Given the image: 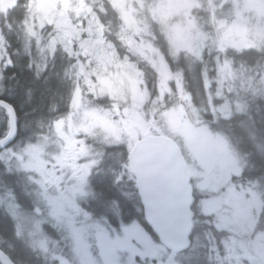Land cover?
I'll use <instances>...</instances> for the list:
<instances>
[{
    "label": "clouds",
    "instance_id": "9594fccd",
    "mask_svg": "<svg viewBox=\"0 0 264 264\" xmlns=\"http://www.w3.org/2000/svg\"><path fill=\"white\" fill-rule=\"evenodd\" d=\"M15 8L0 16V54L25 73L21 93L0 83V264H108L101 238L148 222L147 177L175 192L189 157L168 212L184 244L161 237L139 264H264V0Z\"/></svg>",
    "mask_w": 264,
    "mask_h": 264
},
{
    "label": "flooded vegetation",
    "instance_id": "af4514ba",
    "mask_svg": "<svg viewBox=\"0 0 264 264\" xmlns=\"http://www.w3.org/2000/svg\"><path fill=\"white\" fill-rule=\"evenodd\" d=\"M10 14L18 15L15 7L7 13H3L0 9V16L9 19V22H11ZM3 76L4 78L2 81H0V83H3L6 87L14 86L17 90L24 81L25 73H23L16 66L11 65L8 68L4 69ZM17 81H19L20 83L18 84ZM17 97V95H14L12 97V100L17 99ZM7 98L8 97H0V99ZM147 227H149V225L146 224L145 218L143 216L139 217L137 220L126 217L124 222L119 226V240L121 241L120 243L113 244L110 249L108 236L102 237L100 250L105 256L108 264H120V258L122 254L123 256L127 257L128 264H130V256L132 250L138 247H145V242L148 239L145 235ZM115 237L116 236H114V238ZM85 255L87 256V249L85 251ZM140 261V256H136L137 264H139Z\"/></svg>",
    "mask_w": 264,
    "mask_h": 264
},
{
    "label": "water",
    "instance_id": "95a60500",
    "mask_svg": "<svg viewBox=\"0 0 264 264\" xmlns=\"http://www.w3.org/2000/svg\"><path fill=\"white\" fill-rule=\"evenodd\" d=\"M15 5V0H12V2L9 3L8 8H4V11H8ZM184 186L176 190L175 192L170 191L167 187L164 185L155 186L154 180L151 176L147 177V188H148V200L147 203L145 201V215L148 220L152 219V212H154L157 209H160L165 217L166 222L165 226L161 228L159 225H152L151 227H154L155 234L161 239V237H164L166 239H169L173 245V248H180L183 246L184 241L182 238V235L179 230L176 231H169L168 229V212L169 208L172 203H175L177 206H182L186 204V194H187V185L189 183V178L191 177V174L188 170L184 172Z\"/></svg>",
    "mask_w": 264,
    "mask_h": 264
},
{
    "label": "snow or ice",
    "instance_id": "6c2138e0",
    "mask_svg": "<svg viewBox=\"0 0 264 264\" xmlns=\"http://www.w3.org/2000/svg\"><path fill=\"white\" fill-rule=\"evenodd\" d=\"M36 10L44 11L42 7H38ZM12 64L13 62L10 57H7L5 59L4 55L0 54V81H2L4 78L3 76L4 69L8 68ZM147 200L148 198L146 197V203H147ZM10 207L12 206L10 205ZM165 222H166V217L164 213L160 209H157L154 212H152V219L148 220L146 224L147 225H149V223L151 225L155 224L163 228L165 226ZM145 235L148 238L147 241L145 242V247L144 248L138 247L132 250V253L130 256V264H137L136 256H140V258H147L149 256L158 257L160 255L161 248H160V245H156V234H155L154 227H151V226L147 227V231ZM108 242H109L110 249L113 244L120 243L121 241L119 240V233L116 235L115 238L109 235Z\"/></svg>",
    "mask_w": 264,
    "mask_h": 264
},
{
    "label": "rangeland",
    "instance_id": "374dc122",
    "mask_svg": "<svg viewBox=\"0 0 264 264\" xmlns=\"http://www.w3.org/2000/svg\"><path fill=\"white\" fill-rule=\"evenodd\" d=\"M188 170L191 173L192 177L196 178V170H195V158L189 157L187 160ZM211 184H215L216 181L214 178H210L209 181ZM210 210L219 213L224 218H227L228 214L231 212L232 208L230 204L224 199L221 198L220 200H211L209 201ZM156 245H159L156 243Z\"/></svg>",
    "mask_w": 264,
    "mask_h": 264
},
{
    "label": "trees",
    "instance_id": "16d2710c",
    "mask_svg": "<svg viewBox=\"0 0 264 264\" xmlns=\"http://www.w3.org/2000/svg\"><path fill=\"white\" fill-rule=\"evenodd\" d=\"M23 83H24V81H23ZM23 83L21 84V86L23 85ZM21 86H19V88L16 90L17 93H21V91H22ZM17 96H18L17 99L12 100V103H13L14 105H16L17 108H19V102H20V100H21L23 97H22V95H19V94H17ZM218 214H219V213H218Z\"/></svg>",
    "mask_w": 264,
    "mask_h": 264
}]
</instances>
